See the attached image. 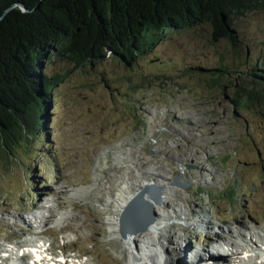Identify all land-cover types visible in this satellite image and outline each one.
<instances>
[{
  "label": "rangeland",
  "instance_id": "1",
  "mask_svg": "<svg viewBox=\"0 0 264 264\" xmlns=\"http://www.w3.org/2000/svg\"><path fill=\"white\" fill-rule=\"evenodd\" d=\"M236 25L257 60L264 12H249ZM207 27L169 32L132 66L114 56L93 67L67 60L48 66L65 75L48 135L22 142L14 156L0 148V254L10 243L7 249L24 248L17 243L40 229L56 252L65 248L90 264H129L128 246L108 224L113 196L152 180L169 192V178L181 172L191 184L171 185L163 204L171 264H212L195 253L206 255L207 244L249 227L264 235V115L238 109L229 88L211 86L212 77L196 71L217 66L221 54L239 63L224 42L210 41ZM42 212L47 223L37 229L30 216Z\"/></svg>",
  "mask_w": 264,
  "mask_h": 264
},
{
  "label": "trees",
  "instance_id": "2",
  "mask_svg": "<svg viewBox=\"0 0 264 264\" xmlns=\"http://www.w3.org/2000/svg\"><path fill=\"white\" fill-rule=\"evenodd\" d=\"M255 11L264 12V0H0V148L14 156L22 142L48 135L65 76L47 72L55 61L85 68L114 56L132 66L169 32L205 26L239 63L221 54L217 66L196 71L229 88L238 109L264 115V53L251 60L236 25Z\"/></svg>",
  "mask_w": 264,
  "mask_h": 264
},
{
  "label": "bare ground",
  "instance_id": "3",
  "mask_svg": "<svg viewBox=\"0 0 264 264\" xmlns=\"http://www.w3.org/2000/svg\"><path fill=\"white\" fill-rule=\"evenodd\" d=\"M172 188L173 186L169 185V192L165 191V200L172 197ZM133 193L134 192L131 191L126 192L122 189L120 192L113 196L116 213L113 216L111 215L110 217H108V224L110 226V230H112L114 233H120L119 214H121L123 207L126 205L127 201ZM158 212L159 215L157 216V221L153 223L147 231L143 233L140 232L138 234H130L128 237L123 238L124 243H126V245L128 246L129 264L172 263V256L170 255V253L166 252L167 248L171 249L169 248L167 242L170 235L168 234V232H166V227H168V225L171 223L169 218L170 215L165 211V209H163V205L158 207ZM36 217L40 219V225L42 221L46 224L48 217V215H46V212L41 216L37 215ZM63 219V216L58 217L57 222L61 223ZM186 221L188 222V220ZM194 222L195 221H193L192 223ZM194 224H196V222ZM242 232L246 233L242 234ZM242 232H236L237 236L234 238L236 240L228 239L225 242V245H221L222 248H224L225 246L229 250L227 251V255L229 257L228 259H226V262H228V264H264V235L261 234L258 230H255L251 227ZM184 241L185 240H183V242ZM8 250H10V252ZM49 250V245L45 240L31 238L30 243L25 244L24 248H11L4 251L9 253L8 257H10V255H16V253H24L22 259H24L25 261L22 264H77L75 261V257L65 254L56 255L52 251L49 252ZM11 258L13 259V257ZM83 263L90 264L88 260H85ZM6 264H9V262H7Z\"/></svg>",
  "mask_w": 264,
  "mask_h": 264
},
{
  "label": "water",
  "instance_id": "4",
  "mask_svg": "<svg viewBox=\"0 0 264 264\" xmlns=\"http://www.w3.org/2000/svg\"><path fill=\"white\" fill-rule=\"evenodd\" d=\"M182 174L169 178L168 184L188 187L191 181L182 179ZM167 186L164 181H145L136 189L119 214V231L123 238L143 233L157 221L158 207L164 204Z\"/></svg>",
  "mask_w": 264,
  "mask_h": 264
}]
</instances>
